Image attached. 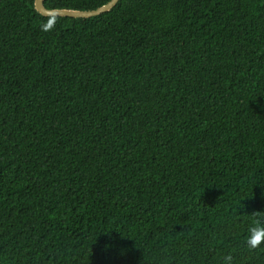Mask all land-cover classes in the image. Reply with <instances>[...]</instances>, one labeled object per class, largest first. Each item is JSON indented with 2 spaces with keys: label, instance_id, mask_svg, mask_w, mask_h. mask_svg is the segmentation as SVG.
Wrapping results in <instances>:
<instances>
[{
  "label": "trees",
  "instance_id": "16d2710c",
  "mask_svg": "<svg viewBox=\"0 0 264 264\" xmlns=\"http://www.w3.org/2000/svg\"><path fill=\"white\" fill-rule=\"evenodd\" d=\"M34 1L0 0V264H264V0Z\"/></svg>",
  "mask_w": 264,
  "mask_h": 264
},
{
  "label": "clouds",
  "instance_id": "9594fccd",
  "mask_svg": "<svg viewBox=\"0 0 264 264\" xmlns=\"http://www.w3.org/2000/svg\"><path fill=\"white\" fill-rule=\"evenodd\" d=\"M47 30V29H46ZM252 222L248 227V234L245 237V243L247 244L249 249L255 250L260 248L262 244H264V212L254 211L251 213ZM119 231V230H117ZM111 231L102 232L101 234H109ZM121 239H125V237L121 231ZM97 242L95 240L94 244ZM111 245H106L105 249L110 250ZM125 254V250L121 249V255ZM233 257L231 254H228L224 258V264H232Z\"/></svg>",
  "mask_w": 264,
  "mask_h": 264
},
{
  "label": "water",
  "instance_id": "95a60500",
  "mask_svg": "<svg viewBox=\"0 0 264 264\" xmlns=\"http://www.w3.org/2000/svg\"><path fill=\"white\" fill-rule=\"evenodd\" d=\"M120 0H110L95 9L81 10L75 8H47L45 0H35V9L44 16H70L88 18L110 11Z\"/></svg>",
  "mask_w": 264,
  "mask_h": 264
}]
</instances>
